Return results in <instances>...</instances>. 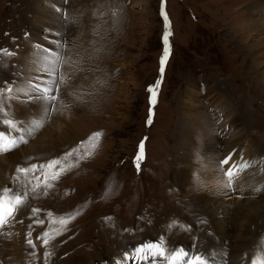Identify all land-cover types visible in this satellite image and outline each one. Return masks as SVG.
<instances>
[{
  "label": "rangeland",
  "instance_id": "1",
  "mask_svg": "<svg viewBox=\"0 0 264 264\" xmlns=\"http://www.w3.org/2000/svg\"><path fill=\"white\" fill-rule=\"evenodd\" d=\"M34 1L0 0V50L12 53L0 51V89H6L5 79L21 62L28 60L30 65L20 75V85L13 82V94H0V130H8L5 119L43 124L27 143L0 154L4 157L0 186L3 189L8 184L13 192H23L37 183V176L42 183L39 169L27 178L21 175L15 179L18 166L28 168L58 157L72 165L51 188L30 191L26 201L28 213L32 208L42 210L30 217L35 239L44 231L59 232L47 248L41 241L35 242L37 248L51 253L47 263L76 259L79 264H99L105 259L106 264H117L126 253L131 254V246L134 249L139 242L160 238L169 249L215 253L205 242L214 239L212 227L217 224L224 227V240L217 244L220 247L215 254L222 259L220 264H229V256L242 242H248L241 251L244 258L251 255V249L257 250L255 257L261 264L264 195L246 207L228 199L226 205L213 209L214 221L203 216V208L193 201L202 186L203 167H211L209 149L214 144L217 162L225 159L226 149H230L249 165L245 169L248 174L240 172L234 182L237 191L264 180V81L256 75L244 50L247 35L254 39L260 35L247 33L238 11L249 0H165L172 36L171 55L162 78L161 0ZM234 2L237 6L230 5ZM53 5L58 6L56 11ZM54 12L60 16L56 23L61 21L63 27L57 36L63 41L57 65L63 110L50 112L47 119L35 118L33 108L25 109L29 100L21 90L32 81L39 83L37 78L45 74L39 71V64L35 65L42 48L35 47L37 51L32 52L26 25L31 17H35L31 22L42 24L34 27L38 43L56 36L57 30L46 25ZM55 42L48 40L46 44L55 46ZM25 44L30 48L26 56L22 55ZM88 77L92 78L89 85ZM158 79L157 104L148 124L146 89ZM96 132L102 136L92 148L89 137ZM141 142L144 153L138 170L134 158ZM33 148H44V152L36 154ZM72 149L79 151L64 157ZM85 151L90 155L84 156ZM250 153L255 158L249 159ZM184 168L186 173L180 180ZM48 212L52 218L47 217ZM67 214L76 219L69 223ZM21 218L16 217L15 223L24 227L26 235L29 230L24 222L29 218L22 223ZM60 218L68 223L60 225ZM37 219L44 223H34ZM51 219L57 223H50ZM250 227L254 228L252 235ZM30 258L33 262L38 257ZM209 261L216 264L214 259Z\"/></svg>",
  "mask_w": 264,
  "mask_h": 264
},
{
  "label": "snow or ice",
  "instance_id": "2",
  "mask_svg": "<svg viewBox=\"0 0 264 264\" xmlns=\"http://www.w3.org/2000/svg\"><path fill=\"white\" fill-rule=\"evenodd\" d=\"M160 17L163 21V34L161 37L163 50L162 55L159 60L160 64V74L161 78L163 76L165 65L169 60L171 55V45H170V37L172 36L171 26L169 16L165 10V0H161L160 5ZM63 44V41L57 42V47L60 48ZM7 55H12V53L7 50H0ZM49 49H43L44 53H48ZM40 54V53H38ZM59 63V54L52 53L51 55H43V59L40 61L41 67L39 71L44 73V76L38 77L39 83H31L25 89L21 91L27 96L29 102L40 101L43 103L44 107V119H47L50 112L52 111H61L63 110L59 104L61 99L62 88L60 87V83L57 79V65ZM161 80L158 79L154 85L148 86L146 89L148 92V120L146 121L148 124L152 123V115L153 108L157 104L158 98V89L160 87ZM14 88L9 86L7 89H0V94H13ZM31 94V95H29ZM0 111H3L2 101H0ZM3 124L8 127V132L0 131V154H6L14 149L18 148L21 144L27 143L28 139L33 136L39 128L43 126L42 122H36L25 125L24 122L14 121L11 119L3 120ZM15 133H19L16 135ZM102 133L96 132L93 133L89 137V143L92 148L96 147V143L101 138ZM79 149H72L71 151L64 153V157H72L76 155ZM144 153V144L140 143L138 146L137 154L134 158L135 165L138 170H140V164L143 159ZM84 156L90 155L89 152L85 151L83 153ZM77 159V163L79 162ZM232 159L231 154L219 161L216 167L219 169V175L217 177L218 185L221 189L227 191L235 190V181L244 169L249 167L248 164H240L233 165L232 167L227 168L225 170L226 165L229 164V161ZM72 165H66L62 158H53L48 160L45 163H41L39 165L32 164L28 168L18 166L16 169V177L15 179H19L21 175L28 177L30 173H36L37 170L41 172L43 177L42 183L40 176L36 177L37 183L32 185V187L25 188L23 192L17 191L13 192V190L9 187H5L0 190V230L9 226L17 217L20 210L25 207L26 201L28 200L29 193L36 191L37 188L43 187L45 190L49 189L53 186V182L60 179V177L68 170ZM259 191L260 189H256ZM42 210L38 208H32L30 217L37 216ZM52 213L48 212L47 217L52 218ZM21 223L23 221H20ZM36 224H43V219H37L34 221ZM50 223H57L55 219H51ZM58 223L60 225H66L68 223V219L60 218ZM31 227V226H30ZM190 227V226H189ZM59 232L57 230L44 231L41 235L36 237V240L42 242V246L47 248L50 244L51 240L55 238V235H58ZM26 245L32 249L29 256L36 255L37 245L32 239V232L29 231L26 234ZM51 255L50 252L45 251V264H47V259ZM134 261V264H140L141 261L144 264H211L208 258L199 253L189 252L186 249L177 248V249H169L163 238H160L156 242H148L137 246L133 253L125 254L123 261H118L117 264H127L128 260ZM251 264H258L256 259H253Z\"/></svg>",
  "mask_w": 264,
  "mask_h": 264
},
{
  "label": "bare ground",
  "instance_id": "3",
  "mask_svg": "<svg viewBox=\"0 0 264 264\" xmlns=\"http://www.w3.org/2000/svg\"><path fill=\"white\" fill-rule=\"evenodd\" d=\"M40 0H35L34 2L39 3ZM236 1V0H235ZM247 1H245L246 3ZM242 3V2H241ZM237 2L231 3V6H237ZM246 7L241 8V17L244 18V22L245 24H247L246 26V30L248 31L247 33H251L253 36L255 35H260L259 38H255L254 37H250L249 35L248 38H245V43L246 45H244V50L247 51L248 56L250 57V64L253 67V69H256L255 71L257 72V76L260 78V80L262 79L264 81V0H249V2L245 5ZM230 8V7H229ZM63 10V9H62ZM37 12V11H36ZM35 12V13H36ZM34 13V14H35ZM51 13V12H50ZM227 13V12H226ZM33 14V15H34ZM220 15V14H219ZM235 16V15H234ZM233 16V17H234ZM58 17H60L56 12L50 14L49 16V20L50 22H47L46 25L49 29H53V30H57V32L61 31L63 27H61V21L56 23ZM35 19V17H31L30 19V23L29 25H26V32H28L29 37H32V41H30V45L33 46L34 43H38L36 42V38L37 36L34 37L33 33L34 31L37 29L35 26L38 25V27H42V24H40V22H34L31 20ZM224 19V18H223ZM55 21V22H54ZM25 22V21H24ZM54 22V23H53ZM243 22V23H244ZM37 23V24H36ZM42 23V21H41ZM34 27L36 29H34ZM69 27V26H68ZM85 27V26H84ZM234 27V26H233ZM70 28V27H69ZM82 29V28H81ZM68 31L70 29H67ZM83 30V29H82ZM81 30V31H82ZM86 30V29H85ZM87 32V31H86ZM36 33V32H35ZM49 37V36H48ZM257 37V36H256ZM67 38V37H66ZM48 40L50 41H62L61 37H57V36H50V38H48ZM106 40V39H105ZM43 42H39L40 45H42V50H41V54L39 55V58L37 60V63H35V65L39 64V67H41L40 61L43 59V55H51L52 53H58L60 56L63 54V52L60 48H56L55 46H57V44H55V46L53 45H49L46 44L48 43V41L46 40H42ZM96 46V45H95ZM108 46V45H106ZM30 47V46H29ZM28 48V45L25 44L24 48L22 50L23 54L25 55V51ZM43 49H49L50 51L48 53H44ZM36 48L33 46L32 52H36ZM60 52V53H59ZM64 53H65V49H64ZM26 56V55H25ZM37 57V56H36ZM107 57V56H105ZM31 62V61H30ZM87 62V61H86ZM33 63V62H32ZM92 63V62H91ZM21 66L17 67L16 69L13 70V73L10 74L8 77L5 79V81H7V84L10 82H20V79L22 76H20L23 73V70H28L29 68V62L28 60L21 62L20 64ZM73 66V65H72ZM89 76H92L89 75ZM92 78L88 77V85H89V80H91ZM25 81V80H23ZM95 82V81H94ZM264 83V82H263ZM19 84V83H17ZM20 85V84H19ZM87 85V87H88ZM14 88V85H13ZM24 94V93H23ZM93 94V93H92ZM20 104V103H19ZM28 106H26L25 109H29V108H33L34 113L35 114V118L37 116L40 117H44V107H43V103L40 101H33V102H28L27 103ZM87 108V107H86ZM90 108V107H89ZM40 109L42 110L41 112ZM73 110V109H72ZM38 112V113H37ZM74 112V111H73ZM32 115V114H31ZM39 119V118H38ZM17 135V134H16ZM242 137V136H241ZM228 147V146H227ZM229 148V147H228ZM34 149V148H33ZM44 148H36L33 151L36 154H41L43 153ZM216 145L214 144V146H212V148L209 149V163L211 166L209 167H203L202 171L204 173H202V183L200 185V192L197 194V196L194 198V202L196 201L200 206L201 209L203 208L204 213L203 216H207L208 218L212 219V221H214L215 219L212 217L213 215V209L218 206L221 207L223 205H226L228 203V199L233 200V201H238V204H241L242 207H246L250 202L257 201L259 202V195H264V191L259 190V192L256 189H260L264 187V180H255L247 189H244L242 191H237L236 187L235 190L233 191H227L224 189H221L220 186L218 185V181H217V177L219 175V169L216 167V165L218 164L217 160L214 158V155L216 154ZM227 151V157L231 154L232 159L229 161V164L224 166L225 170H227V168L231 167L230 165L234 162V164L236 163V165H240V164H246L243 160H242V156L238 155L235 152H232L230 149H226ZM225 151V152H226ZM212 152V153H211ZM251 152V151H250ZM4 154H2L1 156H3ZM233 155V156H232ZM0 156V161L3 160L4 157ZM255 158V156L253 154L250 153V155L248 156L249 159L251 158ZM4 161V160H3ZM17 161V160H16ZM15 161V162H16ZM9 162V161H8ZM264 163V161H263ZM13 167V166H12ZM9 168V167H7ZM6 168V169H7ZM11 168V167H10ZM248 168V167H247ZM243 171H245L246 175L248 174L247 171L244 169ZM186 173V169L184 168L180 174L179 177L180 180H182V178L184 177ZM4 176V175H3ZM2 176V177H3ZM5 178V176H4ZM236 182V181H235ZM2 185V184H1ZM5 186V185H4ZM84 189V187H83ZM0 190H2V187L0 186ZM69 190V189H68ZM82 191V189H81ZM83 193V192H82ZM80 195V194H79ZM84 195V194H83ZM195 195V194H193ZM82 197V196H81ZM84 197V196H83ZM86 197V196H85ZM98 197V196H97ZM87 198V197H86ZM95 199V198H94ZM90 202V201H89ZM234 204V203H233ZM237 204V203H236ZM86 205V204H85ZM195 207H198L197 204H194ZM237 207V206H235ZM251 207V206H250ZM199 209V208H198ZM248 209V208H247ZM241 210V209H240ZM245 210V209H244ZM260 210V209H258ZM201 211V210H200ZM235 211V210H234ZM258 212V211H257ZM28 214L30 215V213H28V209L25 205V207H23L20 212L17 215V219L19 217H23V222H24V218H28ZM238 214V213H237ZM236 214V215H237ZM245 214V213H244ZM250 214V213H249ZM252 214V213H251ZM250 214V215H251ZM223 215V214H222ZM233 215V214H232ZM223 217V216H222ZM222 217L219 218V223H221L222 221ZM233 217V216H232ZM32 218V217H31ZM250 218V217H249ZM248 218V219H249ZM239 219V218H238ZM230 220V219H229ZM211 221V222H212ZM249 221V220H248ZM16 220H14L9 226L5 227L4 229L0 230V264H32L33 262H37L38 264H40L42 261L41 260H45L44 252L41 249L37 248L36 249V255L38 258L37 260H34L33 262H31L30 256L28 255V253H30L32 251V249L30 247H28L26 245V235H24L22 233L24 227L22 228V226H17L16 225ZM235 222V221H233ZM250 222V221H249ZM26 225L25 228H28V230L32 231L34 228H32V226L30 225L31 220H26L24 222ZM214 225V224H213ZM247 225V224H246ZM31 226V227H30ZM222 226V225H221ZM14 227H20L18 228L19 231L21 232L20 234H17V232L19 233V231H14L13 228ZM214 227V228H213ZM212 227V229L215 232V237L214 239H209L206 240V244H208V246H212L213 248H215V253H205V256L209 259L212 260L214 259L216 264H220L222 259L219 258V256H215V254L218 252V248L220 247L217 244H221L224 240V227H220V225H214ZM249 227V226H248ZM232 228V227H231ZM253 228V227H252ZM251 227L249 228V232L252 235V232L254 230V228L252 229ZM229 230V229H228ZM248 230V229H247ZM246 232V231H245ZM9 233V234H7ZM25 233V232H24ZM28 233V232H27ZM34 233V232H33ZM32 233V234H33ZM228 233V232H227ZM246 234V233H245ZM255 234V233H254ZM247 235V234H246ZM250 235V236H251ZM257 235V234H256ZM227 236V235H226ZM253 237V236H252ZM229 238V237H228ZM32 239L34 240V242H36V239L32 236ZM243 239V238H242ZM244 240V239H243ZM250 240V239H249ZM245 241V240H244ZM247 241V240H246ZM241 243V241H240ZM248 242H242L240 245L238 244V248L237 250L231 255L229 256V260H232L231 262H228L229 264H251L253 259H256V254L255 252L257 250L252 251L251 249V255L248 257V254L246 256V258H244V255L241 254V251L246 248ZM41 244V243H40ZM204 245V244H203ZM264 246V245H263ZM54 253V252H52ZM261 253H263L264 256V251H262ZM237 254H239L241 257L240 260L239 257L237 256ZM43 256V257H42ZM32 257V256H31ZM34 257V256H33ZM31 260H30V259ZM40 258V259H39ZM50 258V257H49ZM58 259V258H57ZM28 260V261H26ZM257 260V259H256ZM41 261V262H40ZM52 261V260H51ZM50 261V262H51ZM66 262L63 264H79V261L76 259L73 260H65ZM54 262V261H53ZM50 264V263H49ZM60 264V263H59ZM261 264H264V260L262 258L261 260Z\"/></svg>",
  "mask_w": 264,
  "mask_h": 264
}]
</instances>
